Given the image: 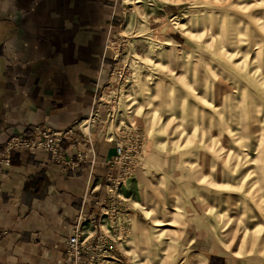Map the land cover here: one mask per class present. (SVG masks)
<instances>
[{"label":"rangeland","instance_id":"obj_1","mask_svg":"<svg viewBox=\"0 0 264 264\" xmlns=\"http://www.w3.org/2000/svg\"><path fill=\"white\" fill-rule=\"evenodd\" d=\"M108 3L93 113L140 136L114 264H264V0Z\"/></svg>","mask_w":264,"mask_h":264},{"label":"crops","instance_id":"obj_2","mask_svg":"<svg viewBox=\"0 0 264 264\" xmlns=\"http://www.w3.org/2000/svg\"><path fill=\"white\" fill-rule=\"evenodd\" d=\"M112 8L108 0H0V152L12 137L73 125L56 146L75 162L42 149L10 152L0 170V264H74L65 248L75 216L84 201L97 210L115 155L113 132L93 113L112 65L103 43Z\"/></svg>","mask_w":264,"mask_h":264},{"label":"built area","instance_id":"obj_3","mask_svg":"<svg viewBox=\"0 0 264 264\" xmlns=\"http://www.w3.org/2000/svg\"><path fill=\"white\" fill-rule=\"evenodd\" d=\"M86 121L87 118L83 123L85 124ZM73 133V125L64 129L43 127L42 130H39V137L15 136L10 138L3 151L0 152V170L9 167V154L14 148L30 151L42 149L51 152L55 162L74 166L75 162L71 160L68 162L65 153L56 146L61 140L70 138ZM130 133L131 131L127 129L123 128L120 130L118 128L116 132H113L108 137L109 141H114L115 155L107 162L110 171L106 174L105 181L102 184V197H107L109 203H104V199L102 203L100 200H95L93 206L94 208L97 207L98 210L96 212L93 210L94 213L87 207V202L85 203L84 201L80 206L75 216L73 233L67 238L65 248L67 256L73 258L74 264H114L117 260L115 256L111 255V247L116 246V243L122 242L130 228L126 225L127 221L124 220V222H118L113 226L115 222L112 219H116L118 214H122L129 209L127 198L121 195V189L126 186L128 179L132 177L134 170L132 161L133 158L138 156L140 149V143H138L140 136L138 134L133 136ZM82 158L83 155L78 153L77 160ZM106 218L112 224H109L105 231L102 229L100 221H104ZM85 223L91 224L93 228L98 226V234L92 238L85 235L83 229ZM115 231L117 233H114L113 236L109 234Z\"/></svg>","mask_w":264,"mask_h":264}]
</instances>
